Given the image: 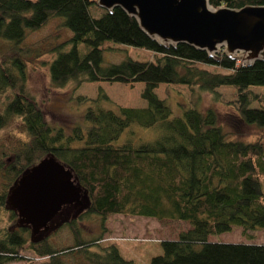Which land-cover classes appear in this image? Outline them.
Returning a JSON list of instances; mask_svg holds the SVG:
<instances>
[{
    "label": "trees",
    "instance_id": "obj_1",
    "mask_svg": "<svg viewBox=\"0 0 264 264\" xmlns=\"http://www.w3.org/2000/svg\"><path fill=\"white\" fill-rule=\"evenodd\" d=\"M209 4L237 9L264 0ZM52 22L41 41L28 39ZM115 45L143 49L150 58L128 56L104 65L103 54ZM217 57L184 44L159 47L120 9L109 13L95 0H0V131L12 135L0 140V214L16 218L5 207L7 192L47 155L71 169L90 201L89 209L72 210L64 222L74 243L63 249L54 248L48 236L31 241L27 228L4 229L0 264H34L26 251L41 258L39 264H64L63 254L72 264H137L122 254L120 242L103 238V224L113 214L189 225L176 239L158 241L161 252L148 264H264V244L208 239L233 228L242 234L264 229V96L251 89L264 87V61L244 65L222 52ZM36 59L52 88L72 92L83 83H141L145 106L120 107L99 89L93 99L72 98L86 105L82 121L51 123L26 85ZM160 85L185 86L191 106L183 103L173 115L166 98L155 94ZM220 87L235 90L230 118L213 105H198L203 94L219 102ZM135 128L149 134L135 137ZM250 130L254 139L246 138ZM92 215L102 231L85 240L77 224Z\"/></svg>",
    "mask_w": 264,
    "mask_h": 264
},
{
    "label": "water",
    "instance_id": "obj_2",
    "mask_svg": "<svg viewBox=\"0 0 264 264\" xmlns=\"http://www.w3.org/2000/svg\"><path fill=\"white\" fill-rule=\"evenodd\" d=\"M95 3L109 13L120 9L141 33L164 49L184 44L214 60L222 52L244 65L264 61V5L233 9L212 7L209 0ZM68 206L81 214L89 209L90 201L71 169L52 155L22 173L9 188L5 202L6 209L16 216L14 226L27 228L34 242L56 230L61 212Z\"/></svg>",
    "mask_w": 264,
    "mask_h": 264
},
{
    "label": "rangeland",
    "instance_id": "obj_3",
    "mask_svg": "<svg viewBox=\"0 0 264 264\" xmlns=\"http://www.w3.org/2000/svg\"><path fill=\"white\" fill-rule=\"evenodd\" d=\"M97 15V13H93ZM54 23L49 24V28L43 29L38 33H33L28 39L31 41H41L45 37ZM114 50H111L108 54H103V64L118 63L125 57H130L137 60H145L148 56L147 52H143V49L134 48L125 45H115ZM43 59H48L44 56ZM26 85L29 91L36 97V99L43 105L46 111V118L51 123H61L67 118V122L79 123L82 121V113L86 105L84 103L75 105L72 102V98L82 96L85 98L93 99L96 96L97 90H102L108 99L114 104L120 107L128 108H142L145 103L141 99V92L143 86L141 83L134 85H126L120 83H83L77 89L71 92L68 88H52L50 86L46 67H43L41 62L36 59L33 69H29L26 76ZM254 92L262 94L264 96V87H252ZM219 94V102L214 103L213 97L210 94H203L202 98H199V106H215L217 111L224 117L230 118L233 114L231 109V101L235 99V90L232 87H220L217 90ZM155 94L159 99L166 98L168 105L172 110L173 115H177L178 108L180 109L183 103L190 104V94L185 86L181 85H160ZM71 97V98H70ZM253 108L258 107L256 103H253ZM61 114V117H58ZM78 113V115H77ZM80 114V115H79ZM80 116V117H79ZM225 121V120H224ZM66 129L69 125L65 126ZM135 137H147L148 132H143L138 129H133ZM150 131V130H147ZM251 136H246L247 139H254L255 135L252 130L248 131ZM9 132L0 131V140L11 139ZM123 139V135L120 136L118 143ZM8 212L0 214V233L4 229L18 228L14 226L15 219H12ZM100 220L96 216H90L79 220L78 226L81 229V237L85 240L93 239L101 234L102 228L100 226ZM104 226V239H113L120 242L123 245L122 254L125 257L131 258L137 264H148L150 258L161 252L158 241L160 240H174L177 238L179 232L186 230L189 225L180 221L163 220L157 221L152 218L142 216H122L119 214L110 215L106 218ZM21 228V227H20ZM109 231V232H108ZM25 237L30 238V232H26ZM52 246L56 249H63L68 245L74 243L73 236L68 230L67 226L60 224L50 235L47 237ZM209 241L233 243H256L264 244V229L252 230L242 234L240 228H233L231 231L217 235L209 236ZM49 243V244H50ZM31 256L34 264H39L41 258L34 257L29 251L25 252V256ZM62 255L64 264H72L73 260L68 259ZM26 256V257H27ZM26 260V261H25ZM29 260L20 259L8 264H29Z\"/></svg>",
    "mask_w": 264,
    "mask_h": 264
},
{
    "label": "flooded vegetation",
    "instance_id": "obj_4",
    "mask_svg": "<svg viewBox=\"0 0 264 264\" xmlns=\"http://www.w3.org/2000/svg\"><path fill=\"white\" fill-rule=\"evenodd\" d=\"M72 210L75 212V210L73 209V207L72 206H68L67 208H65V209H63V211L61 212V217H60V219H59V221L57 222V223H59L58 225H57V223L56 224H54V225H57V227L61 224V223H63V222H67V219L71 216V214H72ZM14 225H15V222H14ZM65 225V224H64ZM29 231V230H28Z\"/></svg>",
    "mask_w": 264,
    "mask_h": 264
}]
</instances>
